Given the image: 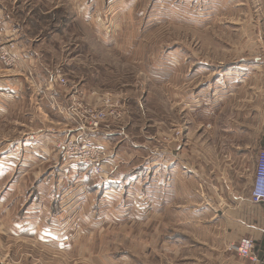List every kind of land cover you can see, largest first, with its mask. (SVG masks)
<instances>
[{"label":"rangeland","instance_id":"374dc122","mask_svg":"<svg viewBox=\"0 0 264 264\" xmlns=\"http://www.w3.org/2000/svg\"><path fill=\"white\" fill-rule=\"evenodd\" d=\"M0 7L9 18L1 38L18 56L12 66L0 60V154L18 152L20 140H39L40 149L56 155L60 144L84 136L75 132L83 125L103 155L101 173L90 179L102 185L107 169L121 182L104 186L107 192L119 185L115 198L105 195L110 202L100 200L103 193L91 183L88 198H75V181L68 191L51 190L53 202L47 201L38 182L57 175L62 157L77 162L65 152L39 158L0 211L10 204L13 217L36 215L43 227L60 228L59 248L0 237V264H224L229 254L237 256L232 246L240 239L227 241L225 224L193 219L197 183L174 166L177 158L203 170V191L215 192L219 212L226 198L249 187L239 178L246 160L233 157V140L223 131L239 120L250 130V98L264 91V0H0ZM11 31L15 37L6 35ZM76 90L99 101L71 100ZM108 98L116 103L112 115L101 108L103 117L81 118L87 105L96 110ZM206 123L216 127L208 130ZM214 153L218 161L208 163ZM18 156H11L0 195L18 175ZM160 157L167 170L152 177ZM161 189L167 192L160 195ZM183 189L189 196L179 202ZM49 203L54 212L44 208ZM184 203L189 209L179 212ZM73 222L75 243L64 249L61 228Z\"/></svg>","mask_w":264,"mask_h":264},{"label":"crops","instance_id":"0c3cea01","mask_svg":"<svg viewBox=\"0 0 264 264\" xmlns=\"http://www.w3.org/2000/svg\"><path fill=\"white\" fill-rule=\"evenodd\" d=\"M7 19H9L7 17V14H5L4 12L2 14V10L0 7V30L7 29V23H8ZM6 35L8 37L11 36L15 37L16 33L11 31L10 35L8 34ZM20 48H23V45H21ZM20 51L22 50L20 49ZM88 99L92 102L94 101L95 103L99 101V98L97 97L95 98L89 97ZM250 100L252 103L250 109L252 121H249L250 125H248L250 127V130L248 126H247L248 129L245 128L246 126L243 120H239L240 122L237 121L236 126H232V125L228 126L226 123L223 122L221 123L222 128H226L228 126L227 129L223 131L225 135H228L226 136V139L228 141L233 140V142L231 141L232 145L231 148L229 149L230 153L233 154V157L235 159L241 158V160H246V165L248 168L244 176H240L239 178L245 183L244 186H249L245 191L239 194H235V195L231 194L228 198H226L223 204L222 203L220 204L221 206L218 204L222 209L221 212H219L215 208V203L216 202L219 203V201L216 199L215 192L209 191L207 196L205 195L203 189H206V187L201 184L202 180L200 178L202 177L199 174V172L201 173L203 172V170L202 169H198L199 171L196 170L198 166L197 164L195 166L192 165L191 168H188L187 165L183 163H179L176 158V163L174 166L176 172L181 173L183 177L185 175L188 176L189 178L192 177V179L195 178V182L197 183V186L193 187L194 190L191 193V197H193L197 202V203L195 202L196 205L194 206L195 208L194 215L196 216L193 218L194 220L199 219L196 220V222H202L204 224L206 221H208V223L211 224L212 226L225 224L226 227L224 233L226 234V236L224 235V238H226L227 241L234 240V242H236L237 240L243 237L252 240L254 248L250 258H242V257L240 258L238 255L235 256L234 254L232 255L229 254V257L227 258V261L224 262V264H264V204H253L249 198L251 187L253 184L252 180L254 176L256 157L260 151H264V91L256 94L252 93ZM241 113L243 114V109L241 110ZM214 127H216L215 123L214 124L206 123L204 125V128H207L208 130L214 129ZM76 131L77 129H75V132ZM36 136L44 137V135H36ZM36 141L29 142L27 140L25 141L20 140V142L17 145H15V149H14L18 152L11 151L10 153H7L5 155H2V153L0 154V182L3 179H5V176L11 174L10 173L11 171L8 168L10 162L12 163L13 160L11 156L19 157L18 156L19 153L22 155L21 157L23 159V161H21L14 158L15 160H17V162L21 161L20 169L17 171L18 175L15 177L14 181L7 187L4 194L0 195V204L3 201H5L6 197H8L10 194L15 193V189L24 179V177L21 175L24 174L23 172L25 171V168L31 167V165L40 161L39 158L45 160L42 157L44 156L49 157L48 156L49 153L47 154V151L40 149ZM58 151H57L58 154L53 155L55 156L56 159L58 157H62L60 156V150ZM51 156L52 154L50 155V158L53 157ZM164 157L166 158L165 155ZM164 157H160L158 159L157 164L155 162V165L153 166L155 168H152L153 170L152 177L158 176V172H160L159 171L160 169L162 171L167 170V167H165L166 162ZM218 158L219 156L215 155L214 153L211 155V157L208 155V158H206V160L208 163H210L211 160L218 161L216 160ZM228 158H231V156ZM62 159L61 160L64 162L63 163L61 162L62 164L58 165L57 175L53 173L51 174V176H49L50 175L49 174L46 178H44L43 181L38 182L37 191H41L44 193V196L41 197V199H46L47 201L53 202V200L51 199L53 197L51 196V190L59 189L60 192L63 190L68 191L69 189H71L70 187L71 185H73V181L76 182L74 184H77L78 187H80L79 191H77V193L75 194L77 196L75 198L79 197V199H83L87 194V193L85 194V191H87V185H90V183L94 188L96 189L98 188L99 191L103 193V195H99V197L101 196L103 197L100 200H107L106 202H110L109 201L110 198H107L105 195H112V196L115 195L114 198L116 197L117 192L115 193V191L117 190V188H119V185L114 184V186L117 187V188L114 187L115 191L112 188L111 191H107V192H105L106 188L104 186H106L109 182L121 184V182L118 181V176L116 175L117 172H110L111 170L103 169L104 176L108 175V177H106L107 182L100 180V183L102 185H97L96 183L95 184L93 183V179H90L91 176H95L96 173L94 174L93 171H90L89 168L87 169V167L81 164H76L74 162L73 164L69 163L68 160L64 159V157H62ZM147 169L151 170L150 167H147ZM15 170L16 168L15 169L13 168V172H12L13 174H15ZM79 176H80L79 181L78 179L74 180L75 178H79ZM236 178L237 177L233 175L229 177L231 183H236ZM215 180L218 183L220 181L218 178H215ZM161 190L162 191L159 192L160 195L161 194L164 195L167 192L164 191V189ZM150 193L152 194L154 192H150ZM186 193L189 192L185 190L181 191L178 194V196L181 198H178L177 200H179V202L184 201L186 199V195L189 196V194ZM56 198H58L57 195ZM36 201L37 199L34 196L33 199L31 200V203L33 204ZM8 208L10 209V204L2 208L0 211L1 238L4 239L7 238L10 240L12 239L14 240V238L17 237L32 238V240H34L37 245L39 244L40 246H45L47 248L48 247H52L55 249L59 248V242H57V240L59 238L58 232L60 228L57 230H53V229H48V227H43L40 224L41 223V220H39L40 216H36V215L30 217V220L28 221L26 220L24 215H18L17 217H13L11 213H9ZM44 208H46L47 210H52L51 204L48 206V208L45 206ZM186 209H189V206L185 207V203L183 205L178 206L179 212ZM52 211L54 212V210ZM59 214L60 216H63V218H65L63 213H59ZM57 217H58V213H57ZM61 218L62 217H58V220L56 217L53 218L59 227L61 226V223L59 222ZM183 223L185 226H187L189 222H184V220H181L180 226H182ZM75 226H76V222H73L70 226H66L68 228L65 227L64 230L63 228H61V232H62L61 234L64 236L63 238L64 245L62 246L64 249H68L70 244L75 243L74 238L71 237L72 235L71 236L69 235V231L71 229H74Z\"/></svg>","mask_w":264,"mask_h":264},{"label":"built area","instance_id":"2783aa9c","mask_svg":"<svg viewBox=\"0 0 264 264\" xmlns=\"http://www.w3.org/2000/svg\"><path fill=\"white\" fill-rule=\"evenodd\" d=\"M2 43L4 44V46H2ZM0 46H2L0 50L1 62L7 66H12L18 58V56L15 54L16 46H14V44L12 43L10 44L4 42L3 39L1 38V33H0ZM58 81L60 82L61 86L63 87L66 86V82L62 78H60ZM92 96H98V95L92 93L90 97ZM84 98L85 95L82 92L76 90L74 91V94L70 99L74 101H78L81 104H83ZM112 104L116 105L115 101H112L110 98H108V99H101L100 108L96 110L95 107H92V105L91 107L90 105H87L89 107H87L86 109L83 108L81 111V115H82L81 118H83L84 120L85 119L88 120L92 116L93 119L95 120L96 114L97 116L98 114L99 115L102 114V112L99 113V110H101V108L110 110V113L112 115V111L114 109L111 106ZM103 116L104 114H102V117ZM94 123L95 125H93V128L98 127L95 121ZM84 129L85 126L78 125L76 131L77 139L80 137V135H84V136H81L78 139V141L73 139L74 141H69L68 143L66 142L62 143L59 145L58 149L60 150V152H65L70 156H72L74 159H76L77 164L79 163L94 172L96 171L98 173L99 172L101 173V168L103 166L102 165L103 155H101L100 152L99 153L97 152L99 150L95 148L93 143L88 138L86 139V134H85L86 132ZM252 182L253 184L251 187V192L249 197L250 201L253 204H264V151H260L256 157L255 170H254V176ZM232 247L234 249V252L237 253V255L240 258L241 257L250 258L254 248L252 240L246 237L240 238L238 243H236V245Z\"/></svg>","mask_w":264,"mask_h":264}]
</instances>
